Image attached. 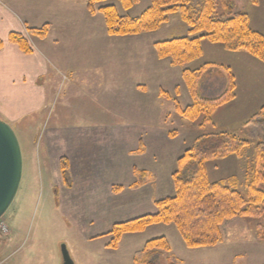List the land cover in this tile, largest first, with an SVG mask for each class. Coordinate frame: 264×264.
Here are the masks:
<instances>
[{"label":"rangeland","instance_id":"374dc122","mask_svg":"<svg viewBox=\"0 0 264 264\" xmlns=\"http://www.w3.org/2000/svg\"><path fill=\"white\" fill-rule=\"evenodd\" d=\"M37 1L52 13L47 16L49 20L56 8L75 6L66 0H55L53 4H49L50 0ZM86 1L76 0L75 8H84ZM151 2L140 0L126 9L120 0H103L96 6L114 4L120 14L136 17ZM190 2L196 7L203 0ZM235 3V10L250 14L252 28L264 32V0ZM104 35L106 41L102 45L116 50L117 55L100 60L96 68L97 74L101 72L99 77L93 78V72L85 68L74 74L54 70L55 96L38 130L28 128L32 115L23 118L21 129L11 125L21 144L24 170L17 196L1 218L0 224L7 228L4 231L1 227V234L9 236L15 231V240L33 243L39 249L38 258L48 260V264H63L64 244L75 264H134L135 252L142 250L148 240L162 236L169 240L171 251L160 253L157 264H169L172 256L181 264H264V242L256 239L260 219L250 217L225 221L223 239L213 247L189 248L174 223L154 224L142 232H132L123 237L118 250L106 246L114 223L156 213V199L175 195L172 174L177 160L202 134L224 131L249 140L240 155H231L237 161L241 158L239 164L231 161V156L207 163L211 181L224 178L245 191L247 178L254 171L257 145L264 142L263 131L247 123L264 105V62L246 51L227 50L203 40V56L187 65L203 68L199 92L212 98L225 91L227 75L221 69L224 66L235 76V96L211 118L202 113L192 121L177 109V104L186 108L193 101L182 76L183 67L172 65L169 58L160 59L155 47L159 41L190 36L189 26L179 13L171 14L169 22L156 31L110 36L106 27ZM130 78L147 84L150 113L122 112L129 103L125 94L126 85L132 82ZM115 106L116 114L112 110ZM0 118L6 121L3 114ZM98 129L122 130L123 137L85 135ZM57 131L84 133L71 138L53 135ZM46 145H53L49 156ZM76 147L81 156L69 168V188L62 177L59 155ZM136 169L148 172L141 186H133L139 178ZM233 171L236 176H228Z\"/></svg>","mask_w":264,"mask_h":264},{"label":"trees","instance_id":"16d2710c","mask_svg":"<svg viewBox=\"0 0 264 264\" xmlns=\"http://www.w3.org/2000/svg\"><path fill=\"white\" fill-rule=\"evenodd\" d=\"M101 1L88 0L87 8L91 14H103L110 36L156 31L169 22L173 13H179L189 26L190 36L155 43L160 59L169 58L172 65L183 67L182 76L193 101L186 108L177 104V109L189 120H197L202 113L206 118H211L219 107L235 96V76L229 67L224 66L221 69L227 75L225 91L212 98L204 97L199 92L198 83L203 77V68L192 69L187 65L203 56V40L223 45L227 50L246 51L264 62V32L252 28L249 13L235 10V0H203L197 3L198 7L193 6L190 0H152L150 6L136 17L120 14L114 4L97 7L96 4ZM120 1L124 8L130 9L140 0ZM50 29L51 24L45 23L40 27H29L28 31L45 39ZM9 40L23 52H33V47L23 34L11 32ZM2 46L0 39V48ZM247 123H253L264 133V105ZM249 144V140L231 132L200 135L177 160V168L172 174L175 195L156 199V213L114 223L109 231L112 238L107 246L116 248L124 234L142 232L154 224L174 223L189 248L213 247L223 239L222 225L225 221L236 217L260 219L256 238L264 242V142L257 145L254 171L247 178L245 191L225 180L211 181L207 171L210 160L238 156ZM60 165L63 180L70 187L66 156L61 157ZM135 172L139 178L133 186H141L148 172L138 169ZM170 251L171 244L166 236L150 239L142 250L136 252L134 264H157L158 255ZM170 259L169 264H181L175 256Z\"/></svg>","mask_w":264,"mask_h":264},{"label":"crops","instance_id":"0c3cea01","mask_svg":"<svg viewBox=\"0 0 264 264\" xmlns=\"http://www.w3.org/2000/svg\"><path fill=\"white\" fill-rule=\"evenodd\" d=\"M54 1L50 0L49 4H53ZM66 2H73V5L77 6L76 0H66ZM83 5H85L84 8L77 9L75 6L64 9L56 8L54 16L49 20L47 16H51L52 13L48 12L46 6L37 0H0V39L3 41V46L0 48V114H3L5 120L12 126L23 128V126L21 127V122L25 120L23 118L32 115L33 117L30 119L32 123L30 122L28 128L34 132L38 130L37 126L44 118L45 110L51 105L55 96L56 77L52 76L54 70H59V73L74 74L85 68L91 70L93 78H96L101 75V72L96 73L100 60L117 55L116 50H107L102 45L103 41H106L103 14L100 12L91 14L87 3ZM45 23L51 24L50 32L45 39L31 36L28 31L29 27H40ZM11 32L23 34L33 47V52L27 54L17 44L11 42L9 40ZM80 64L82 67L79 66ZM130 80L132 82L126 85L128 94H125L129 103L122 109V112L126 115L140 111L150 113L152 109L146 97L147 84L143 81L135 82L131 78ZM160 97L156 98L158 107ZM135 105L138 108H135ZM112 110L116 114L117 106ZM158 111H160L159 108ZM83 133L72 134L69 132L66 134L64 131H57L53 135L74 138L78 135L82 136ZM85 135L99 138L103 136L123 137L122 130L108 132L99 129L89 130L85 132ZM45 149L46 155L49 156L52 153L53 145L52 147L46 145ZM39 154L42 155L41 152ZM63 156L69 160L70 168L81 154L77 152L76 147L68 153L59 155V162ZM235 159H237L236 156ZM235 159L233 157L231 161H236L239 164L241 158H238L239 161ZM235 171L229 173L228 176H233L232 173ZM215 180H224V178H215ZM1 232L0 230V264H48V260L38 258L39 249L33 243L16 241L15 231H12L13 233L9 236H4ZM128 234L130 233L124 234L118 246L112 249L118 250L122 245L123 237Z\"/></svg>","mask_w":264,"mask_h":264},{"label":"water","instance_id":"95a60500","mask_svg":"<svg viewBox=\"0 0 264 264\" xmlns=\"http://www.w3.org/2000/svg\"><path fill=\"white\" fill-rule=\"evenodd\" d=\"M24 158L11 124L0 118V219L14 202L21 185ZM63 264H75L67 245L62 246Z\"/></svg>","mask_w":264,"mask_h":264},{"label":"built area","instance_id":"2783aa9c","mask_svg":"<svg viewBox=\"0 0 264 264\" xmlns=\"http://www.w3.org/2000/svg\"><path fill=\"white\" fill-rule=\"evenodd\" d=\"M1 227H2V229H3L4 231H7V228L4 227L3 224H0V228H1Z\"/></svg>","mask_w":264,"mask_h":264}]
</instances>
